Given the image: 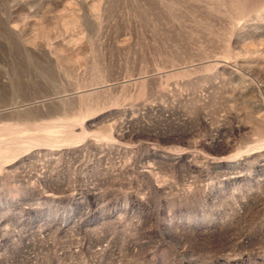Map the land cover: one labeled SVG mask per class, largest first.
Wrapping results in <instances>:
<instances>
[{
  "label": "rangeland",
  "instance_id": "rangeland-1",
  "mask_svg": "<svg viewBox=\"0 0 264 264\" xmlns=\"http://www.w3.org/2000/svg\"><path fill=\"white\" fill-rule=\"evenodd\" d=\"M0 264H264V0H0Z\"/></svg>",
  "mask_w": 264,
  "mask_h": 264
}]
</instances>
